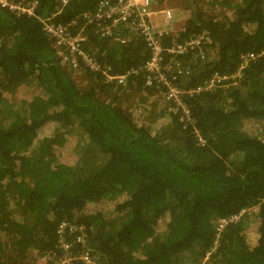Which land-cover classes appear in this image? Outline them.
<instances>
[{"label":"trees","instance_id":"16d2710c","mask_svg":"<svg viewBox=\"0 0 264 264\" xmlns=\"http://www.w3.org/2000/svg\"><path fill=\"white\" fill-rule=\"evenodd\" d=\"M96 2L37 0L32 16L0 7V264H37L35 252L55 249L61 220L83 224L110 264H264V139L245 130L264 119V55L237 84L185 98L206 140L198 145L162 100L156 107L143 74L121 84L87 70L73 77L56 59L40 18L66 23ZM186 3L180 39L205 30L211 43L203 58L180 57L188 74L178 83L233 72L243 54L264 51V0ZM84 31L113 73L148 57L126 28L111 37ZM130 106L148 121L137 124ZM240 209L204 261L216 219Z\"/></svg>","mask_w":264,"mask_h":264},{"label":"built area","instance_id":"2783aa9c","mask_svg":"<svg viewBox=\"0 0 264 264\" xmlns=\"http://www.w3.org/2000/svg\"><path fill=\"white\" fill-rule=\"evenodd\" d=\"M168 1L97 0L93 11H84L69 22H58L52 16L40 18V21L43 32L50 39L56 59L71 72L73 77L77 75L81 77L83 70H87L100 75L104 81L121 84L128 75L143 74L145 85L154 86L157 91L151 100L156 101V105L162 100L166 111L178 115L183 128H190L196 143L204 145L206 140L195 126L185 98L201 91L218 90L237 84L248 62L264 55V51L243 54L233 72L215 71L204 81L193 86L178 83L179 74H188L183 62L179 60L180 57L193 52L192 56L203 58L207 45L211 43V38L207 31L203 30L180 39L187 29L186 23L175 18L170 7H160ZM65 2L67 0H60L61 4ZM36 6L37 0L18 2L0 0V7L15 15L32 16ZM59 9L58 7L56 13ZM80 20L83 21L82 27L77 29ZM85 28H91L92 32L99 37H111L117 31L126 28L129 35L141 37L145 42L148 57L141 65L129 68L122 73H113L107 65L98 62L92 51L87 49L88 37L84 31ZM244 211L240 209L216 219L214 240L209 249L205 251L204 261L217 248L219 238L225 228L240 221ZM54 234L55 249L35 252L34 259L37 264H110L105 262L99 253L92 250L88 231L83 224L61 220L56 224Z\"/></svg>","mask_w":264,"mask_h":264},{"label":"rangeland","instance_id":"374dc122","mask_svg":"<svg viewBox=\"0 0 264 264\" xmlns=\"http://www.w3.org/2000/svg\"><path fill=\"white\" fill-rule=\"evenodd\" d=\"M186 2L180 1V2H177L178 7H174V8L170 7L172 9V13L174 14V17L177 18L180 22L185 21L188 18L189 11L192 9L190 7V5ZM220 7L221 6L211 8L210 6H208V7H206L207 13L215 15V16H219V17L231 16L233 14L229 7L222 6L221 7L222 9H220ZM222 14H225V15H222ZM77 84L80 85V84H84V83L77 81ZM150 102L151 101H148L149 104H150ZM142 104L144 105L145 103H142ZM143 105H141V106H143ZM132 106H130L131 112H132L131 114L134 116V120L136 121V123L141 124V123L147 122L149 117L147 115H146L147 117L142 116V113H141L142 110L140 108L138 110L133 109ZM146 106H147V104H146ZM156 107H157V105H156ZM147 108L149 109L148 114H152V112L150 111V105H148ZM156 111H157V108H156ZM245 121H247V120H245ZM245 126H246V129L245 128L244 129L248 133L255 134V135L261 137L262 139H264V119H261V120L260 119L259 120L249 119L248 122H246ZM58 132L60 135L65 132V126H63V124L59 125Z\"/></svg>","mask_w":264,"mask_h":264},{"label":"crops","instance_id":"0c3cea01","mask_svg":"<svg viewBox=\"0 0 264 264\" xmlns=\"http://www.w3.org/2000/svg\"><path fill=\"white\" fill-rule=\"evenodd\" d=\"M177 2H180L179 0H169L167 3H165L164 5H160V7H178Z\"/></svg>","mask_w":264,"mask_h":264},{"label":"clouds","instance_id":"9594fccd","mask_svg":"<svg viewBox=\"0 0 264 264\" xmlns=\"http://www.w3.org/2000/svg\"><path fill=\"white\" fill-rule=\"evenodd\" d=\"M186 21V20H185Z\"/></svg>","mask_w":264,"mask_h":264}]
</instances>
